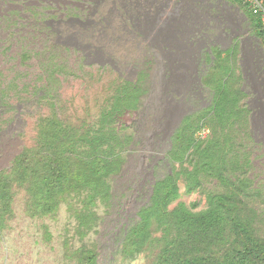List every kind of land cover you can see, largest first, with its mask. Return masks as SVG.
<instances>
[{
  "label": "rangeland",
  "instance_id": "374dc122",
  "mask_svg": "<svg viewBox=\"0 0 264 264\" xmlns=\"http://www.w3.org/2000/svg\"><path fill=\"white\" fill-rule=\"evenodd\" d=\"M104 1L96 15L106 28L84 36L93 43V54L61 34L63 25L84 32L61 15L67 4L87 3L0 0V264H77L87 250L95 264H144L147 250L122 254L123 237L150 205L155 180L174 168L192 169L193 148L207 138H216L212 150L219 157L212 164L229 183L200 173L197 188L187 191L180 176L179 197L167 209L182 202L198 212L209 195L237 194L264 235V49L248 7L240 0ZM156 13L161 21L153 24ZM171 16H191L198 27H209L208 37L171 32L184 23H172ZM242 33L251 43L242 60H229L232 35ZM171 51L198 65L191 80L174 83L178 94L172 91V98L180 102L173 109L164 106L157 90L148 96L149 87L162 84V65ZM50 117L73 134L74 163H83L76 153L82 160L94 153V143L98 155L112 144L113 156L101 176L100 195L89 200L91 188H69L58 196L56 209L43 215L33 208L27 184L13 181L11 171L16 155L39 147V124ZM157 125L164 129L155 130ZM190 136L193 145L180 167V153L174 151Z\"/></svg>",
  "mask_w": 264,
  "mask_h": 264
},
{
  "label": "trees",
  "instance_id": "16d2710c",
  "mask_svg": "<svg viewBox=\"0 0 264 264\" xmlns=\"http://www.w3.org/2000/svg\"><path fill=\"white\" fill-rule=\"evenodd\" d=\"M251 15L253 19L249 20L264 49V26L257 15ZM131 95L134 92L130 89L127 95L129 102ZM43 122L39 124L37 137L42 145L16 155L11 175L17 184H27V191L35 202L33 208L46 215L56 209L58 196L69 188H91L89 200L104 191L101 189V176L109 168L113 146L109 144V151L101 150V155H98L99 146L94 143L95 152L83 160L76 153L75 157L83 163H74L72 155L78 149L73 134L62 127L57 117L45 118ZM100 135L99 138L104 140ZM176 137L182 139L179 131ZM99 138L95 137V141ZM113 138L112 133L109 139ZM193 139L188 137L180 145V150L174 151L175 154L180 153L177 158L180 167L193 145ZM200 142L201 145L193 148L192 154L196 157L192 169L174 168L172 174L155 180L150 205L140 210L141 219L130 225L123 237L122 254L130 257L134 252L147 250L144 264H264V235L259 234L258 223L247 214V201L240 195H209L207 207L198 212L191 211L182 202L167 209V205L179 197L177 179L180 176L185 179L187 191L197 188L200 173L229 183L228 177L222 176L221 168L212 164L219 157L212 150L216 138L201 139ZM156 230L161 231L159 236L153 234ZM82 255L77 264H95L93 251L87 250Z\"/></svg>",
  "mask_w": 264,
  "mask_h": 264
},
{
  "label": "flooded vegetation",
  "instance_id": "af4514ba",
  "mask_svg": "<svg viewBox=\"0 0 264 264\" xmlns=\"http://www.w3.org/2000/svg\"><path fill=\"white\" fill-rule=\"evenodd\" d=\"M79 1L84 2V4L87 3V5L80 7V6H77L75 4H67L64 8V13L61 16L65 17L64 15H66V17H65L66 22L65 23L75 22L78 25L83 26L82 28L85 29L84 32L80 33L82 31L81 29H78L77 31H73V29H69L67 27V25H63L65 27L62 29L63 31L61 32V34L63 35V37H66L67 39H69V38L72 40L77 39L78 44H80V46L78 48H81V50L85 49V47H89L91 49V52L93 54L94 53L96 54L97 51L95 50V48H93V43H89V42L87 43V38H84V36L87 34L88 31H89V34L91 37L95 36V33H96L95 31H97L99 29L104 30L106 28L105 27L103 29V24H102L103 18L99 17L100 20L97 21V15H96V12L99 11L100 2H105V1L104 0H79ZM112 1L114 2V0H112ZM72 2H74V0H72ZM65 9H69L72 12H75L76 14L73 15L72 13H67L65 11ZM237 9L240 11L239 8H237ZM240 12L243 14L244 20L246 21V19H248L247 14L242 12V11H240ZM101 14L107 15L108 13L101 12ZM101 14H99V16ZM160 15H161L160 13L155 14L156 17H154V20H152L153 24L160 23V21H161L159 19ZM51 19H53V18L51 17ZM192 19L193 18L191 16L184 17L183 20L182 19H176L175 16H171V22L172 23L175 21H184V23H183L184 26L181 25L180 22H178L176 24L180 25V27L179 26L174 27V29L171 32L179 33V35H180V34H183L184 31H188V33L191 34L192 38H195V37L196 38H198V37L203 38L205 36L208 37L206 32L209 29V27H207V29L205 26L198 27V23ZM106 22H109V19L104 21L105 26H106ZM187 27L190 29V31L188 30ZM71 33H72V35H70ZM77 33H80V35L77 36ZM202 34H204V36ZM245 34L246 33H242V35H235V36L232 35V37H234V44L229 46V48L226 49V50L229 49V53H228V55H229L228 59L229 60L233 59V57L237 58V60H239V61L242 60V57L244 56L243 51L245 49H247V47L251 43L249 38ZM236 43H239V45H238V48L235 52L234 48H235ZM234 52H235V55H233ZM206 54L207 53H204L202 63H203V61L206 60ZM197 66L198 65H194V67H192L190 65V62H188L187 59H184L182 56L176 57L175 53L173 51H171V56L166 57V63L164 65H162V67H163V74L161 76L162 84L160 83V84H157L156 86L149 87L148 96H152L154 91L157 90L158 93H161V99L164 102V106L166 108H169V109L175 108L179 104L180 101L172 98V96L174 95V94H172V91L175 94H178L176 92V89H174V87H175L174 83L191 80V76L193 75L194 71L197 70ZM175 73H179V74H175ZM190 84H191V81H190ZM187 89H188L187 93L192 91V89L189 85H187ZM184 117H182V119H184ZM154 129L155 130L156 129H164V127L157 125Z\"/></svg>",
  "mask_w": 264,
  "mask_h": 264
},
{
  "label": "built area",
  "instance_id": "2783aa9c",
  "mask_svg": "<svg viewBox=\"0 0 264 264\" xmlns=\"http://www.w3.org/2000/svg\"><path fill=\"white\" fill-rule=\"evenodd\" d=\"M246 4L250 12L257 15L264 26V0H241Z\"/></svg>",
  "mask_w": 264,
  "mask_h": 264
},
{
  "label": "clouds",
  "instance_id": "9594fccd",
  "mask_svg": "<svg viewBox=\"0 0 264 264\" xmlns=\"http://www.w3.org/2000/svg\"><path fill=\"white\" fill-rule=\"evenodd\" d=\"M202 132H203V135H206L207 134V130H202Z\"/></svg>",
  "mask_w": 264,
  "mask_h": 264
}]
</instances>
